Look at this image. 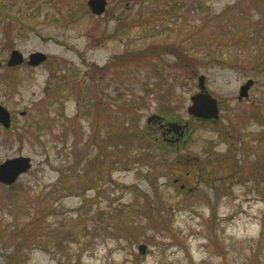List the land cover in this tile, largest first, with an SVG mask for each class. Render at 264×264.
<instances>
[{"label":"rangeland","instance_id":"1","mask_svg":"<svg viewBox=\"0 0 264 264\" xmlns=\"http://www.w3.org/2000/svg\"><path fill=\"white\" fill-rule=\"evenodd\" d=\"M88 1L0 0V264H264V0Z\"/></svg>","mask_w":264,"mask_h":264},{"label":"water","instance_id":"2","mask_svg":"<svg viewBox=\"0 0 264 264\" xmlns=\"http://www.w3.org/2000/svg\"><path fill=\"white\" fill-rule=\"evenodd\" d=\"M107 0H89L88 5L90 9L96 15H101L105 12L107 7ZM11 58L8 62V66H16L24 63L25 57L20 51H12ZM47 60V56L40 52L31 53L29 57V64L32 66H38ZM199 89L200 93L194 95L191 98L192 104L188 108V112L199 119L210 120L219 118V103L218 100L213 98L207 87L205 76L199 78ZM254 85L253 80H248V82L241 87L239 99H243L248 96L250 88ZM7 109L0 105V123L5 127H10L11 117ZM157 117V116H156ZM159 118V117H157ZM151 121V120H149ZM171 128H174L176 133H179L180 127L176 124H170ZM187 127V126H186ZM183 133L181 134V136ZM32 167V161L29 157H15L12 159H7L5 162L0 164V182L4 184L11 185L15 183L20 174L26 173ZM140 251L145 252L146 247L144 244L140 246Z\"/></svg>","mask_w":264,"mask_h":264},{"label":"trees","instance_id":"3","mask_svg":"<svg viewBox=\"0 0 264 264\" xmlns=\"http://www.w3.org/2000/svg\"><path fill=\"white\" fill-rule=\"evenodd\" d=\"M3 7H6L5 5H2ZM3 11H5V10H3L1 7H0V14L1 15H4V14H6V13H3ZM8 14H6V16H7ZM246 32V30H244L243 28H242V31L240 32V34H243V33H245ZM242 37H244V34L242 35ZM238 44H240V42L238 41ZM193 59V60H192ZM191 60L188 58L187 60H186V58H185V56H184V59L182 60V61H180V64H182L184 67H190L191 69H193V68H195V65H196V63L195 62H197V60L196 59H194V58H192ZM183 67V68H184ZM171 111H173V110H170L168 113H170V114H173ZM170 116H172V115H170ZM221 119V118H220ZM199 120V119H198ZM199 121H203L204 123L206 122V123H214V124H217V123H220V121L218 120V121H215V122H211V121H205V120H199ZM146 130H144L143 131V134H144V137H145V139L146 140H148V143L152 146L153 144H157V139L155 138V137H151V136H147V134H145L146 132H145ZM262 234H263V236H264V228L262 229ZM213 237L216 239L217 237H216V235H214L213 234ZM259 252V251H258Z\"/></svg>","mask_w":264,"mask_h":264},{"label":"flooded vegetation","instance_id":"4","mask_svg":"<svg viewBox=\"0 0 264 264\" xmlns=\"http://www.w3.org/2000/svg\"><path fill=\"white\" fill-rule=\"evenodd\" d=\"M160 126V125H159ZM167 129L165 128V131H166Z\"/></svg>","mask_w":264,"mask_h":264}]
</instances>
